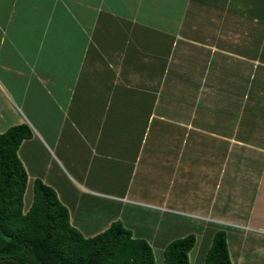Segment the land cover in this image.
I'll return each instance as SVG.
<instances>
[{"label": "crops", "instance_id": "1", "mask_svg": "<svg viewBox=\"0 0 264 264\" xmlns=\"http://www.w3.org/2000/svg\"><path fill=\"white\" fill-rule=\"evenodd\" d=\"M243 1L0 0L25 211L40 179L84 237L120 221L163 264V226L204 264L224 230L233 264H264V5Z\"/></svg>", "mask_w": 264, "mask_h": 264}, {"label": "trees", "instance_id": "2", "mask_svg": "<svg viewBox=\"0 0 264 264\" xmlns=\"http://www.w3.org/2000/svg\"><path fill=\"white\" fill-rule=\"evenodd\" d=\"M32 136L27 124L0 133V264H157L151 245L133 238L120 221L84 237L53 188L40 179L25 211L28 173L18 151ZM195 243L194 234L171 241L163 264H191ZM204 264H233L224 230L216 232Z\"/></svg>", "mask_w": 264, "mask_h": 264}, {"label": "rangeland", "instance_id": "3", "mask_svg": "<svg viewBox=\"0 0 264 264\" xmlns=\"http://www.w3.org/2000/svg\"><path fill=\"white\" fill-rule=\"evenodd\" d=\"M242 4H244V3H246L247 4V6H249V7H251V4H250V2L249 1H243V2H241ZM259 3L260 4H262V5H264V0H259ZM247 10V9H246ZM26 202H27V193H26ZM168 234V230H167V228H164L163 226H160L159 227V236H160V243L162 244V245H165L166 243H170L171 241H173L174 239L173 238H167V235ZM157 250V252H156V256H157V264H162V261H161V257H162V255H161V252L159 251V249H156ZM201 250H203V249H201ZM201 250L199 251V253H198V257H199V255L201 254L200 252H201ZM195 249L193 250V252L191 253V254H189L190 256H191V259L192 260H195ZM202 256H203V253H202Z\"/></svg>", "mask_w": 264, "mask_h": 264}, {"label": "clouds", "instance_id": "4", "mask_svg": "<svg viewBox=\"0 0 264 264\" xmlns=\"http://www.w3.org/2000/svg\"><path fill=\"white\" fill-rule=\"evenodd\" d=\"M190 216H192V215H190Z\"/></svg>", "mask_w": 264, "mask_h": 264}]
</instances>
